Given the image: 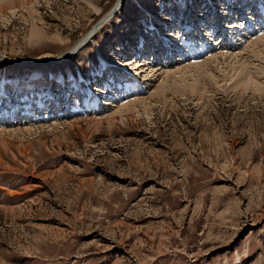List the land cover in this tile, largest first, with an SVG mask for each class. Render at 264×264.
Segmentation results:
<instances>
[{"label": "rangeland", "instance_id": "374dc122", "mask_svg": "<svg viewBox=\"0 0 264 264\" xmlns=\"http://www.w3.org/2000/svg\"><path fill=\"white\" fill-rule=\"evenodd\" d=\"M118 2L0 0V264H264V0H123L24 64Z\"/></svg>", "mask_w": 264, "mask_h": 264}, {"label": "bare ground", "instance_id": "6f19581e", "mask_svg": "<svg viewBox=\"0 0 264 264\" xmlns=\"http://www.w3.org/2000/svg\"><path fill=\"white\" fill-rule=\"evenodd\" d=\"M4 1V0H3ZM122 2H123V0H122ZM121 0H120V2H118L116 5H114V8H115V12L118 10V7H120V5H121ZM248 11V10H247ZM247 11H244L243 13H240V15H242V17L240 18H238V20L239 21H243V20H245L246 18H248V16L249 15H251V14H247L246 12ZM115 12L114 13H112V11H111V13L109 14H107L103 19H101V21H99L98 23H99V25H97V28L100 26V25H102V24H104L106 21H108V19H110V17H112V15H114L115 14ZM202 14H203V12H202ZM222 16V15H221ZM199 17H201V16H199ZM203 17V16H202ZM243 19V20H242ZM247 20V19H246ZM238 21V22H239ZM97 23V24H98ZM205 24V23H204ZM233 24V22L231 23V25ZM239 25H242V24H238L237 22H236V24H233V26L235 27V26H238L239 27ZM264 25V24H263ZM234 27H229V29H231V28H234ZM96 28V29H97ZM36 29V28H35ZM94 29V28H93ZM96 29H95V31H96ZM199 29V28H198ZM38 30V29H37ZM37 30H35V31H37ZM32 31H33V36H35L36 35V33L38 32H35L34 31V29H32ZM95 31H93L92 29L86 34V35H89L88 37L86 36V38H85V40H84V38H83V40H80L76 45H80V44H82L83 42V45L84 44H86L89 40H90V37H92V35L95 33ZM146 34V33H145ZM150 34H151V36L153 37H151L152 38V40H150L152 43H150V45H149V52H150V57H152L153 58V60L155 61L156 60V58H155V55L156 56H160V52L161 51H159V49L161 48V46H160V44H159V42H157L158 40H156V38H155V34H153L152 32H150ZM30 36V38L31 37H33V36ZM146 36V35H145ZM38 37V36H37ZM150 38V39H151ZM144 43V37H143V34L142 33H140V35H139V43H138V46H142V44ZM155 44H157V46H155ZM82 45V46H83ZM251 45V44H250ZM81 46V47H82ZM75 47V46H74ZM74 47L72 48V49H70V50H68L65 54H63V55H61V56H59V57H57V58H54L53 60H49V61H41V62H37V61H31V62H28V63H24V64H28V65H30V64H41V65H45V64H48V65H50V64H56V63H59V62H61V61H64V60H62L64 57H66V58H69V57H71L72 55H70V56H68L67 57V54H69L73 49H74ZM80 49V48H79ZM78 49V50H79ZM77 50V51H78ZM234 57V56H233ZM159 59V58H158ZM228 59H230V58H227V60ZM59 60V61H58ZM233 61V60H232ZM223 62V61H222ZM247 62V61H246ZM148 63V62H147ZM217 63V62H216ZM234 63H236V62H234ZM244 63H245V61H244ZM133 64H135L136 65V70L139 72V69H141L142 67H147V69H149L150 71V73H152V72H156V71H154L153 70V68H151V67H148L150 64H140V61H135ZM243 64V63H242ZM195 65H197V64H195ZM223 65V64H222ZM221 65V66H222ZM224 65H225V63H224ZM226 65H227V63H226ZM189 66H191V65H189ZM205 66H203L202 68H200L201 70L200 71H202L203 70V68H204ZM232 67V66H231ZM190 68V67H189ZM235 68V67H234ZM186 69V68H185ZM184 69V70H185ZM182 70V69H181ZM204 71V70H203ZM178 71L176 70V73H177ZM184 72V71H183ZM137 74V73H136ZM167 74V73H166ZM184 74V73H183ZM210 74V73H209ZM168 75V74H167ZM181 75V74H180ZM211 75V74H210ZM186 76V75H185ZM212 76V75H211ZM188 77V76H187ZM213 77V76H212ZM185 78V77H184ZM254 79V78H253ZM183 80V79H182ZM185 80V79H184ZM255 80V79H254ZM249 83V82H248ZM113 86V85H112ZM111 89V88H110ZM260 90V89H259ZM112 90H110V92H111ZM122 91V90H121ZM113 92V91H112ZM154 93V92H153ZM114 95V94H113ZM120 96V95H119ZM118 96V97H119ZM135 100V98H133L128 104H126V102L125 103H123L122 102V104L120 105V106H117V107H121V111L119 112V113H121V112H131L132 111V108H133V101ZM152 103V102H151ZM142 104V103H141ZM149 106V105H148ZM116 107V108H117ZM118 109V108H117ZM119 109L117 110V111H119ZM133 109H135V108H133ZM149 109V108H148ZM137 111V110H136ZM116 113V112H115ZM124 113V114H125ZM135 113V112H134ZM112 120V119H111ZM114 121V120H113ZM6 134V132H5V130H1V132H0V137H2V134Z\"/></svg>", "mask_w": 264, "mask_h": 264}, {"label": "water", "instance_id": "95a60500", "mask_svg": "<svg viewBox=\"0 0 264 264\" xmlns=\"http://www.w3.org/2000/svg\"><path fill=\"white\" fill-rule=\"evenodd\" d=\"M118 1H120V0H118ZM122 1V0H121ZM111 11H112V13H114L115 12V8H114V6L112 7V9L108 12L109 14L111 13ZM97 25H99V23L97 24H95V25H93L94 27V29L92 28V30L93 31H95V29L97 28ZM89 32V31H88ZM87 32V33H88ZM90 35V34H89ZM89 35H87V37L89 36ZM87 39V38H86ZM84 43V42H83ZM83 43L82 44H80V45H76L75 47H74V49L69 53V54H67V57L68 56H70V55H72V54H74L82 45H83ZM64 59H67L66 57H64L62 60H64ZM59 61V60H58Z\"/></svg>", "mask_w": 264, "mask_h": 264}]
</instances>
